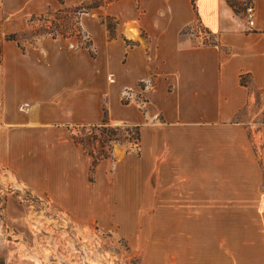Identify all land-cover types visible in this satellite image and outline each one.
I'll use <instances>...</instances> for the list:
<instances>
[{
  "label": "crops",
  "instance_id": "1",
  "mask_svg": "<svg viewBox=\"0 0 264 264\" xmlns=\"http://www.w3.org/2000/svg\"><path fill=\"white\" fill-rule=\"evenodd\" d=\"M194 1H110L98 44L80 21L84 48L49 34L21 44L60 0H0V166L75 216L110 215L114 203L149 195L177 202L197 187L218 193L243 158L264 170V0H236L255 6L254 27L227 0ZM81 58L103 66L81 68ZM105 114L110 125L140 127L141 142L99 161L94 180V159L64 128L100 126Z\"/></svg>",
  "mask_w": 264,
  "mask_h": 264
},
{
  "label": "rangeland",
  "instance_id": "2",
  "mask_svg": "<svg viewBox=\"0 0 264 264\" xmlns=\"http://www.w3.org/2000/svg\"><path fill=\"white\" fill-rule=\"evenodd\" d=\"M84 1L76 10L83 0H60L65 4L60 13L49 14L28 28L21 44H37L47 33L60 35V42L69 38V44L76 42L70 37H77L84 48L89 46L90 34L98 44L104 36L98 22L101 16L106 18L105 4L114 0ZM234 4L245 14L251 5L236 0ZM99 5L103 8L91 11ZM106 20L115 29V18ZM192 32L206 33L200 26ZM210 41L212 38L206 42ZM95 64L103 66L101 59L80 60L81 68ZM130 98V93L123 95L125 101ZM111 129L124 141L133 135L124 125L100 130L72 126L64 128V135L67 140L90 144L89 151L119 154L127 148L135 150L127 142L107 141ZM234 155H226V159L237 158ZM243 161H234V169L225 171L224 187L218 193L216 188L212 192L197 187L192 196L175 198L182 199L177 202L171 201L174 197L162 202V197L149 195L137 203H114L110 215L83 214L81 209L78 216L0 166V264H264L263 164L254 168ZM112 165L109 160L106 174L112 172ZM95 172L89 173L91 179L95 180ZM101 189L108 187L102 185Z\"/></svg>",
  "mask_w": 264,
  "mask_h": 264
},
{
  "label": "trees",
  "instance_id": "3",
  "mask_svg": "<svg viewBox=\"0 0 264 264\" xmlns=\"http://www.w3.org/2000/svg\"><path fill=\"white\" fill-rule=\"evenodd\" d=\"M228 4L232 7L235 8V4H234V0H227ZM194 6H195V1L193 0ZM62 5L64 4L63 2L61 3ZM76 10L79 9L78 7L75 8ZM60 13V12H59ZM48 34V33H47ZM55 37L54 34H49ZM60 36V35H57ZM91 47L90 41H89V46L86 48ZM242 83H246L245 82V78H242ZM106 127H111V125L109 124L107 115L105 114L104 120L102 121L100 126H95V127H91L94 128L96 130H100V129H104ZM126 128H130L131 131H133V135H131V132L129 133L131 135L130 139L126 138V140L124 141L123 139H118L115 135V132L113 129L109 130V134H108V140L109 142L113 143V142H120L122 144V142H127L128 144H130L132 147H134V149L138 150L140 148V142H141V132H140V127L137 126H125ZM113 130V131H112ZM74 139V143L81 146L85 153L87 155H89L90 157H92L94 159L92 168L94 169L96 167V165L99 163V161L104 160V159H108L111 157V152L110 153H105L103 150H97V151H89L87 146H89L88 144H85L83 141H77ZM93 146V145H92ZM94 148V147H93ZM128 150H133V148L128 149ZM97 155V156H96ZM92 169V171H93Z\"/></svg>",
  "mask_w": 264,
  "mask_h": 264
},
{
  "label": "built area",
  "instance_id": "4",
  "mask_svg": "<svg viewBox=\"0 0 264 264\" xmlns=\"http://www.w3.org/2000/svg\"><path fill=\"white\" fill-rule=\"evenodd\" d=\"M246 18L248 20V24L250 27L255 26V20H256V9L254 5H249L246 10Z\"/></svg>",
  "mask_w": 264,
  "mask_h": 264
}]
</instances>
